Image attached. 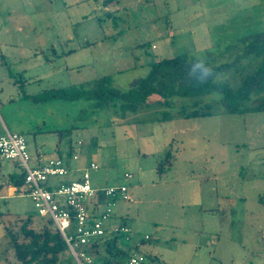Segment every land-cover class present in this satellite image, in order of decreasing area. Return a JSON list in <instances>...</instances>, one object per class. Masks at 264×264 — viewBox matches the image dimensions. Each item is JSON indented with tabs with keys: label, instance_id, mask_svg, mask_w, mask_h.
<instances>
[{
	"label": "rangeland",
	"instance_id": "1",
	"mask_svg": "<svg viewBox=\"0 0 264 264\" xmlns=\"http://www.w3.org/2000/svg\"><path fill=\"white\" fill-rule=\"evenodd\" d=\"M263 31L264 0H0V49L20 80L0 83V134L21 132L30 154L34 135L47 134L50 152L63 148L49 157L74 149L76 176L95 162L94 187L126 186L131 199H117L112 217L130 227V246L121 245L145 255L144 264H264V112L226 113L217 92L197 105L181 97L159 105L155 95L124 115L93 99L24 96L90 89L106 75L128 91L152 61L182 54L205 70L235 61L215 80L236 86L264 56L255 38ZM185 104L212 115L185 117ZM165 111L173 118L160 120ZM14 162L0 158V167L20 173ZM22 194L0 198V264H20L8 231L29 215L35 230L49 219ZM71 255L60 263L77 264ZM101 256L109 257L104 246Z\"/></svg>",
	"mask_w": 264,
	"mask_h": 264
},
{
	"label": "trees",
	"instance_id": "2",
	"mask_svg": "<svg viewBox=\"0 0 264 264\" xmlns=\"http://www.w3.org/2000/svg\"><path fill=\"white\" fill-rule=\"evenodd\" d=\"M250 38L252 37L250 36ZM255 38L259 44L257 46L260 50L258 56H261V53H264V31L257 34ZM192 59L196 60L182 54L154 60L150 63L149 72L140 80L138 86L128 91H121L114 87L111 75H106L95 80L90 89L69 86L29 96L35 100L52 98L93 99L98 107L110 106L111 104L119 106L124 115L127 111H136L140 106L148 104L150 97L155 95L158 96L155 102L159 105L172 106L175 97L194 99V105H197L201 103L203 96L217 92L220 95L218 102L226 113L264 112V56L255 70L241 78L236 86L215 80L218 72L224 68L232 67L235 61L221 63L215 66L213 70H205ZM184 106L181 113L185 117L195 118L212 115V112L201 114L199 110L186 112V104ZM206 106L210 107L211 103L206 104ZM172 118V114L165 111L159 119ZM72 151L73 149L67 154L68 157L73 155ZM10 179L18 189L22 188L25 172L12 174ZM16 216L19 217L20 215ZM26 218L19 232L8 231L9 247L15 252L20 264H61L60 255L69 247L53 220L49 218L41 230H35L28 226L32 222L31 216ZM74 227L75 219L73 217L72 228L68 233H72ZM99 241L82 246V249L93 258L92 262L88 264H126L131 256L140 254L136 253L132 245L129 247L130 244L126 243L119 235ZM122 243L129 244V246H123ZM103 246L106 248L109 257L101 256ZM145 261L146 256L142 264Z\"/></svg>",
	"mask_w": 264,
	"mask_h": 264
},
{
	"label": "built area",
	"instance_id": "3",
	"mask_svg": "<svg viewBox=\"0 0 264 264\" xmlns=\"http://www.w3.org/2000/svg\"><path fill=\"white\" fill-rule=\"evenodd\" d=\"M0 158L18 162L22 171L25 172L22 190L32 200L41 216H47L53 220L77 264L91 263L90 255L82 249V246L99 241L106 235L122 236L126 243L130 240L129 226L121 223L109 229L105 225L106 220L112 215L115 201L131 199L128 189L124 185L94 188L89 169L98 168L95 162H91L89 168L83 169L78 179L52 184L53 178H64L68 175L69 161L77 159L78 156L76 154L71 157L57 156L33 163L24 135L8 129L0 135ZM125 177L130 178L132 175L126 174ZM100 196L104 198L102 210L94 216L90 204ZM73 217L75 219L74 231L68 233L72 228ZM144 260L143 254H135L128 259L126 264H142Z\"/></svg>",
	"mask_w": 264,
	"mask_h": 264
},
{
	"label": "crops",
	"instance_id": "4",
	"mask_svg": "<svg viewBox=\"0 0 264 264\" xmlns=\"http://www.w3.org/2000/svg\"><path fill=\"white\" fill-rule=\"evenodd\" d=\"M5 56H7V55L4 54L2 52V50L0 49V83L5 82V81H11V83H12L14 81L15 83L14 82L13 83L15 86L16 85L20 86V84H19L20 80L16 79L14 72H13L12 68L9 66ZM23 70H26V69H23ZM3 90H4L3 87L0 86V94L1 95L3 93ZM27 95H32V93L24 94V96H27ZM20 96L21 95H19V97ZM0 102H2V98H0ZM49 131H51L50 134L52 135L53 132L56 131V129H54V131L52 129H50ZM19 133H21V132H19ZM34 141H35L34 142L35 146H34L32 154H31L33 163H38L41 159L54 157V156L49 157V155H47V154H61V153H63V151H62L63 148L60 149L59 147L54 149L55 150L54 153L50 152L54 148L55 141H54V139L51 138V136H49L47 134L36 133L34 135ZM78 144H81V143H79V141H78ZM74 152L75 151L73 149L72 153L76 154ZM77 159H71V160H77ZM14 164L16 166H19L18 162H14ZM69 167H70V165H69ZM80 170H81V168H77L74 170L73 168L70 167L68 175L66 177H64V179H62L61 181L78 179L82 173L79 174L78 176H76L75 173H77ZM82 171H83V169H82ZM15 173H17V171L14 170L12 165L7 166L6 169H4V170H2V168L0 167V178L7 175L4 182H1V180H0V198L2 197L3 199H5L7 197H11V196L13 197L14 195H17V196L24 195V194H22L24 192L22 190V188L18 189V187L16 185H14L10 179V176L12 174H15ZM94 188H97V187H94ZM102 188H105V187H101V188H97V189H102ZM103 200H104V198L102 196H100L99 198H97L91 202L90 207L93 210L94 216L98 215L101 212L102 203H104ZM112 213H113V211H112ZM118 224H121V223H117V221L115 220V218L112 217V215L105 222V225L109 229L113 228L114 226H116ZM125 225H127V224H125Z\"/></svg>",
	"mask_w": 264,
	"mask_h": 264
}]
</instances>
